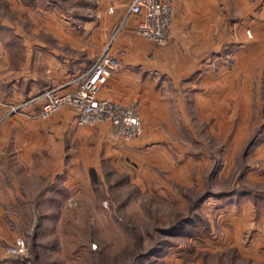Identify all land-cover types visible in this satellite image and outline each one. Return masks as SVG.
<instances>
[{
  "label": "crops",
  "instance_id": "obj_1",
  "mask_svg": "<svg viewBox=\"0 0 264 264\" xmlns=\"http://www.w3.org/2000/svg\"><path fill=\"white\" fill-rule=\"evenodd\" d=\"M94 1L93 19L77 23L43 10L48 19L39 21L29 36L16 33L20 37L17 58L12 63V57L7 61L0 55V114L1 101L7 96L13 100L30 96L92 65L130 0ZM136 34L133 18H129L111 44L118 65L101 87L99 97L123 103L140 100L141 138L120 139L108 121L80 125L70 105L41 118L32 116L39 109L38 103H33L0 118V264H23L17 254L6 251L5 245L19 234L12 222L17 215L10 207L26 200L17 190L18 172L30 171L26 166L34 157H51L53 171L64 174L60 184L69 187L72 175L79 177L75 174L98 164L102 150L114 152L126 162V158L135 160L143 155L152 165L158 160L157 151L160 157H167L162 141L172 138L167 128L171 125L170 108L186 109L183 90L193 92V107L202 108L204 116H213L217 106L231 107L232 102L246 106L250 96L243 95V75L252 78L246 82L248 89L254 77L264 74V0H177L168 43L156 45ZM233 42L240 47L229 53L223 44ZM245 59L248 65L243 69ZM162 73H171L170 80L176 82L173 101L166 91V79H158ZM255 150H264V140ZM256 176L264 178V167ZM52 197L48 191V199ZM256 203L243 200V214L219 213L223 225L212 251L225 259L212 264H264V205ZM161 264L189 263L176 254L175 259L162 260Z\"/></svg>",
  "mask_w": 264,
  "mask_h": 264
},
{
  "label": "rangeland",
  "instance_id": "obj_2",
  "mask_svg": "<svg viewBox=\"0 0 264 264\" xmlns=\"http://www.w3.org/2000/svg\"><path fill=\"white\" fill-rule=\"evenodd\" d=\"M94 2L0 0V55L7 61L12 57L14 62L20 43L16 33L29 36L39 21L48 19L43 10L78 23L95 18ZM244 32L249 34L247 29ZM223 46L229 53L240 47L237 42ZM261 65L264 68V62ZM171 76L162 73L158 79H166V91L173 101L177 87ZM249 79L243 75V95L250 96L246 106L233 102L231 107L217 106L213 116H204L202 108L193 107V92L183 90L186 109L170 108L171 125L167 128L172 138L162 141L167 157H160L157 151L158 160L152 165L143 155L135 160L126 158V162L122 156L102 150L98 164L75 174L79 177L72 175L70 188L60 184L64 174L53 171L51 157H34L26 166L30 171H20L17 176V190L26 200L10 207L17 215L12 222L18 237L27 241L26 251L17 254L22 263L161 264L175 259L176 254L189 264L225 259L212 251L223 223L219 213L243 214V200L264 205V178H256V172L264 167V150H255L264 140V74L254 77L248 91ZM30 96L17 100L7 96L1 101L0 118L20 112L5 115L8 104ZM133 103L140 115V100L124 104ZM142 135L143 124L141 134L132 138ZM48 191L52 198L48 199ZM69 197L74 203H67ZM168 228H174L173 232L164 234ZM133 252L150 254L134 260Z\"/></svg>",
  "mask_w": 264,
  "mask_h": 264
},
{
  "label": "built area",
  "instance_id": "obj_3",
  "mask_svg": "<svg viewBox=\"0 0 264 264\" xmlns=\"http://www.w3.org/2000/svg\"><path fill=\"white\" fill-rule=\"evenodd\" d=\"M177 0H130L127 8L112 31L109 41L96 55L92 65L66 81L50 86L17 103L8 104L5 115L22 110L30 104L38 103V113L34 116L47 118L65 105L76 111L80 125L108 121L112 132L122 139H129L142 132L141 117L137 103L122 102L99 97V91L118 65L116 55L111 52V44L121 32L129 18H133L134 31L156 45L169 41L174 3ZM109 10H112L110 8ZM68 204L74 203L68 198ZM27 241L16 237L6 251L12 254L24 253Z\"/></svg>",
  "mask_w": 264,
  "mask_h": 264
},
{
  "label": "trees",
  "instance_id": "obj_4",
  "mask_svg": "<svg viewBox=\"0 0 264 264\" xmlns=\"http://www.w3.org/2000/svg\"><path fill=\"white\" fill-rule=\"evenodd\" d=\"M183 219H184V218H183ZM183 219H182V220H183ZM186 220H187V219H186V217H185L184 222H187V221H188V220H187V221H186ZM184 222H183V223H184ZM181 223H182V222H181ZM181 223H180V224H181ZM173 226H174V225H173ZM176 228H177V227H176ZM173 229H174V228H173ZM173 229L168 228L167 231H166L164 234L168 233V230H169L170 233L173 232V231H172ZM170 230H171V231H170ZM168 234H169V233H168ZM151 250H152V249H151ZM151 250H149V251L151 252ZM149 251H148V252H149ZM146 254H150V253H144V255H143V254L141 255L140 253L133 252L134 260H135V258H138L140 255L143 257V256H146ZM37 256H38V254L36 253L35 257L37 258ZM124 264H136V263H133V261H131V262H127V263H124Z\"/></svg>",
  "mask_w": 264,
  "mask_h": 264
}]
</instances>
